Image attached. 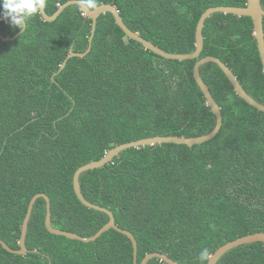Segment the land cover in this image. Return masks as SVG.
Listing matches in <instances>:
<instances>
[{
  "label": "trees",
  "instance_id": "1",
  "mask_svg": "<svg viewBox=\"0 0 264 264\" xmlns=\"http://www.w3.org/2000/svg\"><path fill=\"white\" fill-rule=\"evenodd\" d=\"M70 0H48L53 16ZM117 8L133 32L171 54L196 50V28L212 7L247 0H99ZM264 9V0H261ZM2 11V9H0ZM92 19L79 6L53 22L38 16L20 33L0 19V239L20 250L31 200L50 198L52 226L93 237L110 217L77 197V170L109 150L152 137H201L216 116L194 77L198 60L219 58L264 105V70L252 18L216 13L205 21L204 49L194 60L165 59L127 37L111 13L101 15L89 54ZM200 74L221 107L217 136L192 147L159 144L122 151L80 176L83 196L113 212L138 243V263L162 253L202 264L241 237L264 232V112L239 97L216 63ZM39 198L19 255L0 244V264H134L130 239L114 230L84 243L52 234ZM209 257V259H210ZM148 264H166L154 258ZM217 264H264V243L242 245Z\"/></svg>",
  "mask_w": 264,
  "mask_h": 264
},
{
  "label": "water",
  "instance_id": "2",
  "mask_svg": "<svg viewBox=\"0 0 264 264\" xmlns=\"http://www.w3.org/2000/svg\"><path fill=\"white\" fill-rule=\"evenodd\" d=\"M77 5V3L74 2V0H70L64 5H62L58 11L53 16H48L46 11L42 13V16L44 17L45 21L47 22H53L55 21L65 9L69 8L70 6ZM111 13L116 21V24L123 30V32L127 35L128 38L137 41L138 43L142 44L145 49L152 51L153 53L165 58V59H171V60H179V61H185V60H194L200 57L203 49H204V36H203V29L205 27V21L210 18L212 15L216 13H223V14H233L236 16H246L252 18L253 25H254V35L256 37L257 43H258V49L263 65L264 70V9L261 4V0H247V5L245 7H225V6H219V7H212L209 8L200 18L197 28H196V50L194 53L191 54H171L163 51L159 47L155 46L152 42L144 39L142 36H140L138 33L133 32L131 29L128 28V26L124 23L123 18L121 17L119 11L117 8L110 4H103L100 5V10L95 13H90L89 15H86L88 18L92 19L93 25H92V34L90 37V45L88 50L85 53H71L66 61L63 63L61 69L59 72H61L67 65V61L73 57H85L89 52L91 51L92 47V41L94 38V34L96 31L97 21L101 15ZM21 32L17 34L13 38H2L4 41H10L15 40L20 36ZM207 63H216L221 70L225 73L229 81L232 83L237 95L244 99L246 103L249 105L255 107L256 109L264 112V105L260 104L256 100H254L243 88L240 81L238 80L237 76L233 73V71L225 64L223 63L219 58L213 57V56H207L205 58H202L197 61L195 67H194V77L199 85L200 89L202 90L207 104L210 106L212 112L216 116V126L214 130L204 136L201 137H192V138H186V137H176V136H168V137H152V138H146L139 141H134L130 143H126L123 145L116 146L115 148L109 150V152L99 161L91 162L87 165H84L80 167L74 176V190L79 198V200L88 208L94 209L103 213H106L110 220L108 224H106L96 235L89 238L81 237L80 235L76 233H70L66 231H62L59 229H56L52 226V213H51V202L50 198L46 194H37L33 197V199L30 202L29 209L27 216L25 218V221L23 223L22 227V234L20 238V250H12L5 242H3L0 239V244L9 252L19 254V255H25L28 250L26 247V236H27V230H28V224L31 218L32 209L35 204V202L39 198H43L47 202V216H46V227L48 231L52 234L64 236L72 240H79L84 243H90L94 242L97 239H99L103 234L110 231L111 229H114L124 235H126L130 241L133 244L134 247V264H148L151 260L154 258L159 259L161 262H164L166 264H179L178 262L172 260L167 255L162 253H151L148 254L141 263H138V243L135 238V236L127 231L119 228L116 224V219L110 210L107 208L95 205L90 203L85 199L81 192L80 188V176L82 173L102 168L105 165L111 163L116 156H118L122 151L130 149V148H142L146 146H155L159 144H177V145H187V146H194V145H201L203 143H206L208 141L213 140L217 134L220 132L222 124H223V116L221 107L216 102L215 98L212 96V94L209 91L208 86L204 83L201 74H200V68L201 66L207 64ZM255 242H262L264 243V232L255 233L251 235H247L244 237H241L235 241L229 242L226 245L219 248L211 257L210 261L211 264H217L219 260L229 251L232 249L246 245L251 244Z\"/></svg>",
  "mask_w": 264,
  "mask_h": 264
},
{
  "label": "clouds",
  "instance_id": "3",
  "mask_svg": "<svg viewBox=\"0 0 264 264\" xmlns=\"http://www.w3.org/2000/svg\"><path fill=\"white\" fill-rule=\"evenodd\" d=\"M78 4L82 14L90 16L100 10L99 0H74ZM48 6V0H0V19L9 23L13 29H19L25 33L29 21L41 16ZM211 253L204 248L199 253L202 264H211L209 260Z\"/></svg>",
  "mask_w": 264,
  "mask_h": 264
}]
</instances>
